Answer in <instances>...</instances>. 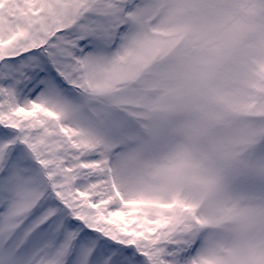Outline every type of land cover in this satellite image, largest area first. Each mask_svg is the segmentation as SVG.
Returning <instances> with one entry per match:
<instances>
[{
    "label": "snow or ice",
    "instance_id": "1",
    "mask_svg": "<svg viewBox=\"0 0 264 264\" xmlns=\"http://www.w3.org/2000/svg\"><path fill=\"white\" fill-rule=\"evenodd\" d=\"M0 264H264V0H0Z\"/></svg>",
    "mask_w": 264,
    "mask_h": 264
}]
</instances>
